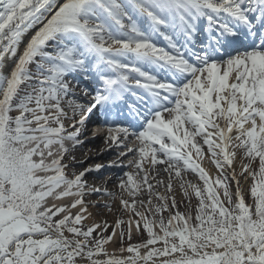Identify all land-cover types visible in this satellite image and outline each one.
Here are the masks:
<instances>
[{
	"label": "snow or ice",
	"instance_id": "snow-or-ice-1",
	"mask_svg": "<svg viewBox=\"0 0 264 264\" xmlns=\"http://www.w3.org/2000/svg\"><path fill=\"white\" fill-rule=\"evenodd\" d=\"M100 134L115 159L69 178L64 156ZM205 145L215 177L198 162ZM234 149L251 204L235 170L234 193L224 174ZM145 163L165 165L169 193L173 175L198 174L203 187L179 185L194 215L155 191ZM106 167L135 169L118 184L132 217L110 235L106 222L83 225L86 192L114 195L83 179ZM54 195L79 198L48 205ZM133 226L147 233L119 248L133 255L105 250ZM0 264H264V0H0Z\"/></svg>",
	"mask_w": 264,
	"mask_h": 264
},
{
	"label": "bare ground",
	"instance_id": "bare-ground-1",
	"mask_svg": "<svg viewBox=\"0 0 264 264\" xmlns=\"http://www.w3.org/2000/svg\"><path fill=\"white\" fill-rule=\"evenodd\" d=\"M27 34L25 36L24 42L21 44L20 49L22 51L24 44L27 41ZM14 61L9 59L7 61V67L3 69V71L7 72L12 66ZM223 124V122H220ZM211 131V129H209ZM233 135L235 133L233 132ZM88 135L84 138H88ZM83 136L81 137V139ZM198 142L202 144V138L197 137L196 138ZM217 142H219L217 138ZM233 143H235V140H233ZM106 145L104 144L103 140V134L98 135L95 140H87L86 143H84L82 146H77L75 149L70 151L66 156H64L63 161H66L65 164H68V168L66 169V175L69 178L73 177V173H79L80 171H83L85 168L89 166H94L95 164H103L106 162H110L111 160L115 159L116 157V150L113 151H105L101 154V150L104 149ZM204 153L203 158L199 159L198 162L200 163L201 167H203L210 176H214V174L217 172V169L215 165L211 162L210 154L207 152V146H203ZM122 150V149H121ZM234 151H236L234 149ZM240 149L236 151V157L233 161L232 168H228L227 165H225L224 171L228 173V177L230 178L232 175V171L235 170L237 173V179L240 182V186L242 191H244V187L248 184L249 178L245 179L244 176H240L239 173L241 171L242 164L248 163V160L246 158H239L238 159V153ZM74 156L76 161H83L82 163H71L70 157ZM88 157H91L89 159ZM86 160L84 161V159ZM126 158H131V156H128ZM124 158V160L126 159ZM49 160L52 158H48ZM47 162V161H46ZM64 163V162H63ZM165 165H157L154 170H149L150 166L145 163V169L149 170L150 175V183L154 185L155 191L161 193L162 195L172 196L175 195L176 201H178V196L182 197L183 199V193L179 187L180 183L182 182H192L194 183L196 179L198 178V174L193 173L191 171H187L182 173V179L177 178L174 175L172 176L171 182L173 184V190L171 193H169L166 189V185L169 181V175L167 172H165L164 169ZM103 168L99 173L93 172L91 174H86L83 178L85 181H87V185L89 188L91 187H98L102 189H106L109 193H114V195H98V194H92L90 192H86V194L83 197L84 200V207L87 208V212L84 213L85 220L83 221V224H94L98 223L103 225L105 222L108 224L111 220H114L116 222L117 219H121L122 217H125V219L128 221L130 217H132V213L128 211L127 209H124L123 206L120 203L121 195H123L126 199H131L128 197L127 192H121V190L118 188V184L121 179H125L124 172L128 171H135V169L131 167H124L119 172L108 170ZM105 171L106 174H105ZM51 174V173H49ZM40 175H44V173H40ZM245 176H247V173H245ZM137 179H140L141 177H136ZM231 180L232 186H233V193L236 189V182L234 180ZM157 181H163V184H158ZM61 189H58L57 192H59ZM245 195V193L243 192ZM79 197L75 196H65L62 198L57 199L55 195L53 197L47 198V204L52 205H70L71 202L75 199H78ZM136 199L143 200L147 202L148 200V192L147 189H142V193L136 197ZM153 202H156L155 196H153ZM80 206H77L76 208L71 209L73 214L79 211ZM138 211H144L145 209L141 206H137ZM165 217V215H164ZM59 218V217H57ZM133 219H135L133 217ZM135 226L132 228V233H134ZM112 233V230L110 231L109 235ZM118 233V229L116 228V235L113 237L112 241L104 245L105 250L108 253H114L116 256H121V252L119 249L116 248V236ZM160 246L159 244L157 245ZM143 252V251H141Z\"/></svg>",
	"mask_w": 264,
	"mask_h": 264
},
{
	"label": "rangeland",
	"instance_id": "rangeland-1",
	"mask_svg": "<svg viewBox=\"0 0 264 264\" xmlns=\"http://www.w3.org/2000/svg\"><path fill=\"white\" fill-rule=\"evenodd\" d=\"M64 123L67 125L69 123V121L65 120ZM236 151L239 150V149H235ZM238 159L239 158H243V150L240 149L239 153H238ZM86 160V158L84 159V161ZM64 163H66V161H63ZM258 168V160L253 162L252 163V169H256ZM224 174L226 176H228V173L226 171H224ZM216 175H219V172L217 171L213 177H215ZM198 185H200L201 187H203V182L200 181L199 179H196V181L194 182ZM228 183L230 185V188H231V191L233 192L234 189H233V186H232V183H231V180L229 178L228 180ZM250 185H251V177L249 178V182L248 184L244 187V193H245V200L247 203L251 204L252 203V198L250 196V193H249V188H250ZM189 193H190V200H191V204L188 203V198H185L183 197H179L178 196V201H177V206L179 208L180 211L182 212H188V211H192L193 215L195 214V206L196 204L198 203L197 199L195 198L194 194L191 193V190L189 189ZM144 200V199H143ZM155 203H159L158 200H156ZM163 215H165V219H167V216H168V213L165 212ZM121 220H124V221H127L125 219V217H122ZM85 227L87 226H91V224H83ZM108 229L107 231L104 233V235H109L110 231L112 230L113 227H115V222L114 220H111L110 222H108ZM125 229H127V224L125 223V225L123 226ZM118 229V235H117V240H116V248L119 249L120 247H124V248H127V246L131 243V244H137V243H143L146 239H147V233L143 231V229H141L140 232H137L136 230L134 231V233H131V239L128 238V235H127V232L125 234V237L123 239V242L121 243V240H120V236H119V232H120V228H117ZM157 231L159 230L158 228L156 229ZM99 232V230H97V232L94 233V235H97V233ZM67 235V233H66ZM141 251H144L143 249H141ZM122 255L121 256H124V257H127L129 255H133V254H130L128 252H123L121 253ZM100 259H105L106 257H104L103 255H101L99 257Z\"/></svg>",
	"mask_w": 264,
	"mask_h": 264
}]
</instances>
